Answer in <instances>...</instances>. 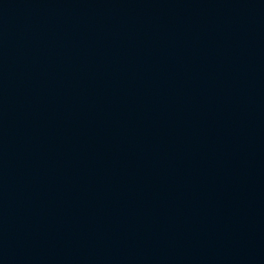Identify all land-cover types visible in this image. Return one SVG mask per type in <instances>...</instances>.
<instances>
[{"label": "water", "instance_id": "95a60500", "mask_svg": "<svg viewBox=\"0 0 264 264\" xmlns=\"http://www.w3.org/2000/svg\"><path fill=\"white\" fill-rule=\"evenodd\" d=\"M0 264H264V0H0Z\"/></svg>", "mask_w": 264, "mask_h": 264}]
</instances>
